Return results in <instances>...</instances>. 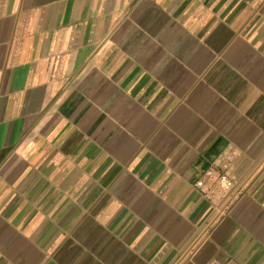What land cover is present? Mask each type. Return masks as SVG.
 I'll use <instances>...</instances> for the list:
<instances>
[{
  "label": "crops",
  "instance_id": "0c3cea01",
  "mask_svg": "<svg viewBox=\"0 0 264 264\" xmlns=\"http://www.w3.org/2000/svg\"><path fill=\"white\" fill-rule=\"evenodd\" d=\"M210 261L264 264V0H0V264Z\"/></svg>",
  "mask_w": 264,
  "mask_h": 264
},
{
  "label": "built area",
  "instance_id": "2783aa9c",
  "mask_svg": "<svg viewBox=\"0 0 264 264\" xmlns=\"http://www.w3.org/2000/svg\"><path fill=\"white\" fill-rule=\"evenodd\" d=\"M207 181L200 180L196 183L197 188L200 189L205 196H214L219 189L224 190L227 196L231 197V189L235 187L234 180L226 173L224 166L216 165L206 173ZM229 192V193H228ZM207 264H219L217 261H210Z\"/></svg>",
  "mask_w": 264,
  "mask_h": 264
}]
</instances>
